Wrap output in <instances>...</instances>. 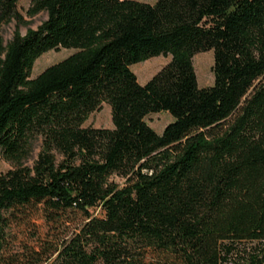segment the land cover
Wrapping results in <instances>:
<instances>
[{
  "label": "trees",
  "instance_id": "trees-1",
  "mask_svg": "<svg viewBox=\"0 0 264 264\" xmlns=\"http://www.w3.org/2000/svg\"><path fill=\"white\" fill-rule=\"evenodd\" d=\"M17 5L0 0V31L16 23L0 36V264H222L264 241V0H31L46 20L24 35ZM58 49L74 52L30 78ZM158 56L138 84L130 66ZM103 104L113 128L83 127ZM36 217L45 232L17 239Z\"/></svg>",
  "mask_w": 264,
  "mask_h": 264
},
{
  "label": "rangeland",
  "instance_id": "rangeland-1",
  "mask_svg": "<svg viewBox=\"0 0 264 264\" xmlns=\"http://www.w3.org/2000/svg\"><path fill=\"white\" fill-rule=\"evenodd\" d=\"M142 3L152 4L155 0H134ZM31 5V0H18L17 10L22 16L23 24L19 26V31L22 35L25 34L27 29H36L43 21L46 20V14L41 12L37 15H28L27 11ZM15 22L4 26L0 31V36L4 43L9 41L15 30ZM74 51L68 49H58L49 51L40 56L32 67L30 78H35L47 67L56 64L63 59L67 58ZM169 61V57H154L144 62H140L130 66V71L134 74L138 84L142 85L148 81L162 66ZM192 66L195 73L196 83L199 88L209 87L212 85V52H202L193 56ZM172 121V118L166 112H159L156 114L148 115L144 118L146 125L157 135H159L162 129ZM83 127L94 128H107L112 129L110 108L106 104H103L101 108L89 115L87 121L83 124ZM41 145L40 138H36L31 143L32 154L27 159L22 161L24 166L31 167L36 159ZM14 165L5 161L0 156V174L13 169ZM110 180L115 183L121 184L123 181L117 177H111ZM30 229H13L17 239L27 238L34 235V233H44L46 230V224L40 217H36ZM36 231V232H35ZM264 248V241L260 243H239L234 246V252H230L225 256L222 264H247L246 260L249 255H257Z\"/></svg>",
  "mask_w": 264,
  "mask_h": 264
}]
</instances>
